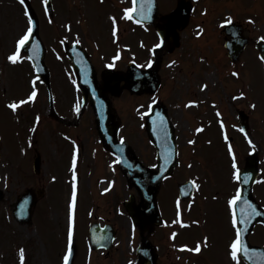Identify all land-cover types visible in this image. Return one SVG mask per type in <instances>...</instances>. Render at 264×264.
<instances>
[{
    "label": "rangeland",
    "instance_id": "1",
    "mask_svg": "<svg viewBox=\"0 0 264 264\" xmlns=\"http://www.w3.org/2000/svg\"><path fill=\"white\" fill-rule=\"evenodd\" d=\"M31 1L40 21V35L44 44L47 47L56 46L55 38L59 36L54 35L59 32L58 26L53 23L56 22V17H46L42 8L44 0ZM161 2L168 5L163 0ZM246 2L247 0L198 2L191 22L181 33L180 48L164 60L162 87L156 97L168 109L181 154L179 168L172 179L162 185L160 191V196L164 199V204L160 200V205L167 220L164 230L154 237L159 248L160 264L239 262H236L229 248L233 224L227 217L225 207L226 198L232 194L229 186L232 189L234 186L229 184L227 177L230 169L221 143L220 127L216 126L215 112L224 114L229 128L237 123V110L250 115L249 124L259 154L262 177V183L257 186L255 194L264 205V81L262 84L259 76L254 77L253 66L248 69L246 66L244 70H238L240 76L233 82L234 79L230 76L233 67L225 56L219 27V22L230 19L242 22L258 35H264L260 28L264 25L260 7L256 8L251 4L254 10L243 11L245 7L242 4ZM53 4L57 15L61 9L59 6L63 5L66 11L72 1L54 0ZM121 5L117 0L107 3L113 12ZM164 5L163 10L166 12ZM82 6L87 7L88 3L87 6L86 2L82 3ZM227 8L231 11L228 12ZM257 14L260 16L256 29L253 24ZM57 21V25H63L59 19ZM51 24L53 25L50 26ZM27 27L19 1L0 0V264H60L65 234L67 238V232L71 228L78 245L74 264H136L138 232L132 227L122 206L128 196H136V192L128 185L110 154L102 150L90 109L84 110V117L80 122L76 120V106L74 104L72 107V104L79 97L73 92L71 76L64 73L67 66L57 62L51 52L48 54L46 62L50 68L53 105L56 112L72 124L69 127L50 117L45 86L30 73L31 67L23 57L19 56L15 64L8 59L15 54L17 41L27 32ZM106 32L108 46L113 49L110 53L107 52L109 56L113 54L115 42L109 34V27ZM154 35V30L135 29L125 23L120 29V39H127V44L133 51H138L137 42H144L146 65L150 58L148 48L156 41ZM87 41L93 43L92 40ZM131 58L133 57L123 58L122 69L125 68L127 59ZM96 60L100 68L102 62L100 59ZM238 68H243V64L233 69ZM202 84L207 85L204 91L200 89ZM234 85L239 87L235 89ZM33 91L36 96L29 100ZM232 96L237 97L232 100ZM151 100L153 98L147 95L133 97L124 93L114 100V109L121 120V134L146 166L155 164L154 151L149 146L142 117ZM12 101L20 106L15 110L11 108L15 113H11L5 106ZM190 101L198 102L199 107H186V103ZM211 103L216 107H212ZM195 129L200 131L194 132ZM230 134L234 133L231 131ZM241 147L242 154H238L239 163L235 169L244 165L246 147ZM74 151L75 166L72 155ZM36 155L41 158L39 175L33 173L32 163ZM74 175L75 178H80L76 208L72 206ZM188 179L198 182L200 188L196 192L195 204L188 207L187 202L185 203L184 216L197 220L201 226L178 231L179 236L170 240V234L179 230L174 220V199L177 198L175 184ZM201 183H204L203 186ZM26 190L43 191V197L34 207L32 223L18 224L12 215L13 206L18 196ZM212 205H216L217 210ZM92 222L113 224L117 230V238L115 248L109 256L104 252H93L87 260V233ZM197 243L202 245L199 252L193 247ZM252 243L264 245L263 228L257 229Z\"/></svg>",
    "mask_w": 264,
    "mask_h": 264
},
{
    "label": "flooded vegetation",
    "instance_id": "2",
    "mask_svg": "<svg viewBox=\"0 0 264 264\" xmlns=\"http://www.w3.org/2000/svg\"><path fill=\"white\" fill-rule=\"evenodd\" d=\"M54 1V0H53ZM72 5L67 6V10L64 11L63 5L59 6L61 9L58 12L62 16V24H68L67 27L69 33L66 35L69 39H80L81 28L84 25L87 29L94 30L96 35L105 34L107 27H120L124 20L122 18L121 9L113 12L107 6L110 0H71ZM78 1V2H75ZM63 2V1H61ZM86 2L87 7H83L82 3ZM63 13V14H62ZM63 35V34H62ZM84 47L88 49L92 59H100L101 62L107 58L105 53L102 52V43L94 41L92 45L84 44ZM249 45V41H248ZM116 46H120V42L116 43ZM119 62H122L121 58H118ZM95 61V60H94ZM101 66V65H100Z\"/></svg>",
    "mask_w": 264,
    "mask_h": 264
},
{
    "label": "water",
    "instance_id": "3",
    "mask_svg": "<svg viewBox=\"0 0 264 264\" xmlns=\"http://www.w3.org/2000/svg\"><path fill=\"white\" fill-rule=\"evenodd\" d=\"M156 68H157V66H155L149 72L140 73L138 77H134L135 75L128 76L125 79V81L127 83L126 87L128 89H130L131 91H133V89L139 87V85H143V86L152 85L151 83L155 81L154 73H155ZM102 100L106 101V99H104V96H102ZM108 117L111 118L110 112H108ZM109 121H111V119ZM107 126H108V123H107ZM129 180H130L131 183H133L131 178H129ZM150 184H148V186H147V192L149 193V195L152 196V193H154L156 191L158 182L153 184V185H150ZM151 203L153 205V202H151ZM143 207H144V209L148 208V203L146 201L144 202ZM139 214H140V212H138V211H134L133 214H132L133 218L136 219V222H138V220H140Z\"/></svg>",
    "mask_w": 264,
    "mask_h": 264
},
{
    "label": "snow or ice",
    "instance_id": "4",
    "mask_svg": "<svg viewBox=\"0 0 264 264\" xmlns=\"http://www.w3.org/2000/svg\"><path fill=\"white\" fill-rule=\"evenodd\" d=\"M19 2L21 4H23L24 3V0H19ZM25 15L26 16L28 15L27 9L25 10ZM227 23H231V20L229 19L227 21ZM31 24H32V22L29 19V27H28L27 32L17 41L16 53L8 57L9 61L12 62L13 64H15L17 62L18 57H19L20 50L29 41L30 35L32 33V26H31ZM114 35H115V32H114ZM233 75H235V73ZM35 96H36V93H35V91H33L32 94H31V96L29 97V100H31ZM22 103H24V102H22ZM9 107L12 108L13 110H15L18 107V105L17 104H10ZM197 131H200V129H197ZM73 166H75V157L73 158ZM234 167H235V165H234ZM73 179H75V175H74ZM73 200H75V185H73ZM71 207L72 206L70 205V209H71ZM70 220H71V217H70ZM234 223H235V221H234ZM70 236H71V232H70ZM238 244H239V239H237V241L234 242V244L232 245L234 256H235V253L239 250L238 249ZM195 251H197V252L200 251L199 245L197 246V248L195 249ZM67 259H68V257L65 256V264H67Z\"/></svg>",
    "mask_w": 264,
    "mask_h": 264
}]
</instances>
